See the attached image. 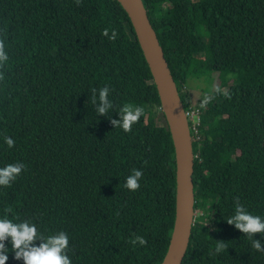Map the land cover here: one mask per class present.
I'll return each instance as SVG.
<instances>
[{"label": "trees", "instance_id": "16d2710c", "mask_svg": "<svg viewBox=\"0 0 264 264\" xmlns=\"http://www.w3.org/2000/svg\"><path fill=\"white\" fill-rule=\"evenodd\" d=\"M143 2L185 110L199 111L197 127L189 121L196 215L183 264H264L226 222L236 198L264 217V0ZM0 40L9 56L0 168L26 165L0 187V218L11 208L8 218L45 236L67 233L72 264H161L175 219V150L127 13L116 0H0ZM215 73L219 84L193 107L188 80ZM104 86L114 108L98 116L90 91ZM125 104L145 109L130 132L110 122ZM133 169L143 172L135 192L124 186ZM135 235L147 246L129 243ZM219 241L228 249L217 254ZM5 245L7 264H24Z\"/></svg>", "mask_w": 264, "mask_h": 264}, {"label": "clouds", "instance_id": "9594fccd", "mask_svg": "<svg viewBox=\"0 0 264 264\" xmlns=\"http://www.w3.org/2000/svg\"><path fill=\"white\" fill-rule=\"evenodd\" d=\"M79 6L82 0H75ZM111 32V35L109 34ZM104 37L110 41L118 39V32L115 29H104L102 32ZM9 56L5 51V44L0 40V67L7 62ZM0 79H3L0 76ZM111 89L104 86L100 89L93 88L90 91L89 103L95 106V112L98 116H108L109 112L114 108L113 102L109 99ZM119 120L110 119L114 128H122L125 132H130L134 124L139 122L145 114L142 106H134L132 104L123 105L119 112ZM4 141L9 148L15 146V140L5 136ZM26 165L21 162L9 163L5 167L0 168V187H10L12 183L22 174ZM143 178V172L133 169L125 182V188L130 191H138L141 187L140 180ZM11 208H5V215L0 218V264H7L9 249L5 242L11 241V251L15 254L16 260H23L24 264H72L69 258L70 238L67 233L61 231L54 235L45 236L41 233L34 223L25 220L23 222H14L8 218ZM226 222L234 225L235 228L245 234L251 240V247L257 252H264V243L258 240L257 234L264 236V217L252 215L245 207H243L239 198H236L235 214L229 217ZM39 241V246L36 242ZM133 246H147V239L142 236L135 235L130 240ZM227 244L219 241L216 244L215 251L217 254L227 250Z\"/></svg>", "mask_w": 264, "mask_h": 264}, {"label": "water", "instance_id": "95a60500", "mask_svg": "<svg viewBox=\"0 0 264 264\" xmlns=\"http://www.w3.org/2000/svg\"><path fill=\"white\" fill-rule=\"evenodd\" d=\"M127 13L153 77L176 160V206L172 235L161 264H183L195 224V155L189 119L157 32L143 0H116Z\"/></svg>", "mask_w": 264, "mask_h": 264}, {"label": "rangeland", "instance_id": "374dc122", "mask_svg": "<svg viewBox=\"0 0 264 264\" xmlns=\"http://www.w3.org/2000/svg\"><path fill=\"white\" fill-rule=\"evenodd\" d=\"M168 4L164 5L163 8L168 9ZM219 75L209 74L201 78H190L186 84V87L183 89L184 92L188 93L192 106L196 105V102L204 98L207 93L214 90L219 84ZM207 91V93H206ZM198 109V108H197ZM195 127H197L198 120L195 119Z\"/></svg>", "mask_w": 264, "mask_h": 264}, {"label": "built area", "instance_id": "2783aa9c", "mask_svg": "<svg viewBox=\"0 0 264 264\" xmlns=\"http://www.w3.org/2000/svg\"><path fill=\"white\" fill-rule=\"evenodd\" d=\"M186 113L189 121L193 122L195 119L198 120L199 118V111L197 109H189Z\"/></svg>", "mask_w": 264, "mask_h": 264}]
</instances>
